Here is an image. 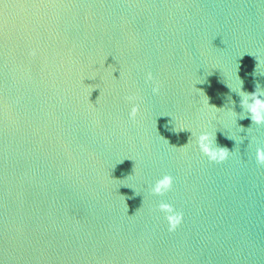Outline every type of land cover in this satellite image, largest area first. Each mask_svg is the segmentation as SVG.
<instances>
[{
	"label": "water",
	"instance_id": "95a60500",
	"mask_svg": "<svg viewBox=\"0 0 264 264\" xmlns=\"http://www.w3.org/2000/svg\"><path fill=\"white\" fill-rule=\"evenodd\" d=\"M240 80L264 91V0H0V264H264Z\"/></svg>",
	"mask_w": 264,
	"mask_h": 264
},
{
	"label": "clouds",
	"instance_id": "9594fccd",
	"mask_svg": "<svg viewBox=\"0 0 264 264\" xmlns=\"http://www.w3.org/2000/svg\"><path fill=\"white\" fill-rule=\"evenodd\" d=\"M148 81H151L152 75L148 74ZM243 82L240 80V86L238 89L232 91L237 92L241 97V105L247 110V114L256 126L264 125V91L257 90L253 93H245L242 90ZM153 92L159 91V86L153 87ZM133 99L132 97L129 98ZM208 102V100H207ZM213 108L217 109L213 106ZM139 112L137 106H133L130 111V118L134 119ZM235 116L236 114L232 112ZM241 118H244L241 116ZM177 131L184 130L183 128L177 129ZM214 133L202 132L197 138L196 143L200 152L208 158L211 162L222 163L226 161L233 151H229L227 148L216 147L214 145ZM232 138V137H230ZM233 139V138H232ZM236 141V140H235ZM256 163L260 166H264V148L257 147L255 151ZM173 188V177L171 175H163L161 178L155 181L151 187V193L155 196H163L170 192ZM159 212L164 214V219L167 221L169 231H175L183 222L184 214L182 211H178L171 203L160 202L158 205Z\"/></svg>",
	"mask_w": 264,
	"mask_h": 264
}]
</instances>
